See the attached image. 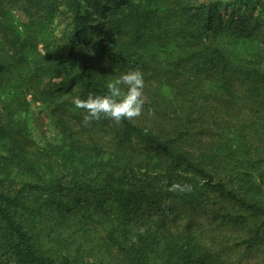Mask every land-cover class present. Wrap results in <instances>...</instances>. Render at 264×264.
<instances>
[{
	"label": "trees",
	"instance_id": "16d2710c",
	"mask_svg": "<svg viewBox=\"0 0 264 264\" xmlns=\"http://www.w3.org/2000/svg\"><path fill=\"white\" fill-rule=\"evenodd\" d=\"M22 2L29 20L15 24L0 0V264H76L40 246L35 228L50 211L108 222L120 264H241L226 258L235 245L264 246V176L234 182L240 166L264 169V9L239 13L251 0ZM60 13L68 24L52 43L46 30ZM130 68L144 74L140 117L85 126L84 110L60 103L89 143L66 135L32 147L13 117L27 94L85 98ZM15 76L22 84L10 94ZM173 183L192 190L169 191ZM236 230L247 238L229 243Z\"/></svg>",
	"mask_w": 264,
	"mask_h": 264
},
{
	"label": "rangeland",
	"instance_id": "374dc122",
	"mask_svg": "<svg viewBox=\"0 0 264 264\" xmlns=\"http://www.w3.org/2000/svg\"><path fill=\"white\" fill-rule=\"evenodd\" d=\"M222 1L228 2L231 0ZM2 2L5 11L15 24L26 23L29 20L28 14L24 10L22 0H2ZM249 6H251V8L248 12L246 8L243 7L237 10L241 14L256 15L259 10L264 9V0H251ZM33 10L35 11V9L32 8L31 11ZM61 10L62 9H59V12H61ZM67 24V17L63 13L58 14L50 27L46 30V34L48 35L47 40L52 43H54V41L60 42L61 39H63L62 32ZM262 25H264V23H260V26ZM39 46H42V44L40 43ZM11 84L8 91L10 94H14L22 84V80L19 76H15ZM1 98H4V96H1ZM27 98L30 101L29 107L25 111L16 112L13 117L15 120L26 122L28 135L32 141V147H55L58 144H63V138L66 135H69L72 139L76 138L83 141L84 143L90 142V131H84L81 127L70 122L71 120L63 113V106H60V103L67 101L70 102V104L65 108L73 107V97L71 98L68 95H64L54 102L38 101L39 99H33L30 94H27ZM2 103L3 101L0 99V108ZM69 126L72 128H69ZM221 161L233 164L241 160ZM240 172L242 173L235 175L234 182L236 186L247 180H252L249 174L252 175L254 181L259 183H261L259 179L260 172H262L264 176V169L261 171L256 168L249 169L248 167L240 166ZM261 187L262 192L257 198L264 202V182L261 183ZM90 211H92V208ZM52 214L53 211H50L35 228V232L39 233L38 241L40 246L44 249L46 254H51L56 257L68 256L76 264H120V259L106 238V233L109 228L108 222L101 224V221L89 219L84 225L85 221L81 220V217L70 215L66 218L58 219ZM199 220L202 224H205L204 218H200ZM179 223L181 226L182 224L184 225L186 219H182ZM229 234L231 237L229 243L234 241V243L237 244L247 238L245 231L242 230L229 231ZM234 248V250L228 251L226 258L230 261H237L238 259V262H241V264H259L264 254L263 245L258 248L247 247V243H243L239 247L235 245Z\"/></svg>",
	"mask_w": 264,
	"mask_h": 264
},
{
	"label": "clouds",
	"instance_id": "9594fccd",
	"mask_svg": "<svg viewBox=\"0 0 264 264\" xmlns=\"http://www.w3.org/2000/svg\"><path fill=\"white\" fill-rule=\"evenodd\" d=\"M144 89L143 72L139 68H130L107 81L102 93L89 92L85 98L76 96L72 103L76 109L84 110L82 123L85 126L102 117L116 123L132 121L143 114L146 103ZM168 190L191 191L192 185L173 183Z\"/></svg>",
	"mask_w": 264,
	"mask_h": 264
}]
</instances>
